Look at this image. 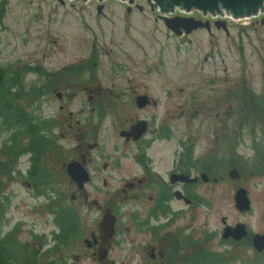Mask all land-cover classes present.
<instances>
[{
    "label": "rangeland",
    "instance_id": "rangeland-1",
    "mask_svg": "<svg viewBox=\"0 0 264 264\" xmlns=\"http://www.w3.org/2000/svg\"><path fill=\"white\" fill-rule=\"evenodd\" d=\"M0 1L5 4L0 23V65L16 69L34 67L35 71L24 75V83L33 92L44 86V96L34 103L35 113L55 119L56 142L52 145L50 164L58 180L56 186L64 190L62 201L78 194L74 206L83 232L60 252L70 264H103L84 243V238L96 230L100 212L89 201L106 200L95 189L97 185L127 188L125 178L129 180L138 169L133 163V146L119 135L121 121L129 119L123 115L129 113L151 118L153 128L160 121L174 131L172 139H158L155 145L162 168L171 166L172 153L177 141H181L194 147L195 165L200 167L197 173L206 171L211 179L200 181L195 188L206 202L194 210L182 209L161 230V236L170 237V243L138 229L131 221L136 209H146L142 199L122 201L117 244L111 247V259L104 263L183 264V256L190 255L196 256L192 264H203V253L209 250L214 254L212 259L221 260L222 264H253L257 259L264 264V252L258 253L247 241L236 242L221 236L222 217L229 225L243 222L249 231L264 233V149L260 152L263 154H258V147H264V116L255 117L248 112L249 122L241 119L246 114L245 84L264 106V23L229 19V35L215 28L211 34L197 30L179 39L167 30L156 8L148 9L150 5L145 0H133L143 10L132 3L134 8L129 14L126 10L131 3L126 0ZM100 4L103 14L97 16ZM179 10L173 8L169 14L189 15ZM67 64H85L86 68L75 77L65 72ZM58 92L62 93L61 98ZM143 93L151 99L158 98L160 105L138 109L134 95ZM90 94L94 102L89 101ZM92 106L102 110L106 117L91 114ZM85 123L88 130L96 132L98 142L92 150L91 167L97 164L100 168L104 162L111 166L95 173L94 181L87 186L89 203L65 168L68 160L81 150L80 130ZM6 137L7 133H0V147ZM92 141L88 139L89 143ZM232 164L240 166L239 179L228 176L234 168ZM28 165L27 154L17 158L13 174L2 184V194L8 195L9 205L1 229L4 233L21 222L23 228L20 227L17 237L20 241L32 240V230L45 232V250L53 244L51 233L56 230L46 206L52 208L59 199L46 202L41 196H33L26 178L18 172L20 169L25 173ZM104 178L108 185H104ZM238 186L248 190L250 211L241 212L235 207ZM122 198L120 193L117 201ZM176 237H181L179 244L171 246ZM155 246L164 248L160 263L158 256L156 260L149 256L150 248ZM169 251L172 256H181L180 260L171 259ZM45 255L50 257L49 253Z\"/></svg>",
    "mask_w": 264,
    "mask_h": 264
},
{
    "label": "flooded vegetation",
    "instance_id": "flooded-vegetation-1",
    "mask_svg": "<svg viewBox=\"0 0 264 264\" xmlns=\"http://www.w3.org/2000/svg\"><path fill=\"white\" fill-rule=\"evenodd\" d=\"M134 7L138 8L139 10H143V7L139 5L137 2L133 3ZM131 6H127L128 14L133 11ZM160 16V15H159ZM210 34L212 33L209 31ZM84 66V65H83ZM146 94V93H143ZM141 94H135V104L138 109L145 110L150 106H158L160 105V100L158 98L151 99L150 101L144 104L143 106H139L137 104V98ZM62 96V95H61ZM170 96H166V98H169ZM93 94H90L89 101H93ZM94 102V101H93ZM91 102V103H93ZM90 103V104H91ZM90 113L98 118H105L106 115L102 110H97L95 107L92 106V110H90ZM123 117H128L129 119L121 121L122 127L119 129V132L123 129H129L134 123L138 122L141 119H147L148 121V130L143 136H141L138 140H133L132 138L128 139L125 136H121L122 140L128 144L132 145L134 148V152L132 154L133 157V163L138 168L136 173L132 174L130 176V179L125 178L126 180V187H120V189H117V187L114 188H108L103 187L101 185H97L95 189H98L101 194H104L106 200L102 203L100 199H90V204L97 205L100 209V212L96 218V230L91 231L89 237L84 238V243L86 247L91 251L92 256H96L98 259L99 257V251L102 250L101 246H105L108 249V256L107 259L110 258V250L111 247L117 244L118 235H119V229L121 225V202L126 200L127 198L131 199H142L144 201V205H146V209L143 208V212H141L140 209H136L134 213H132L131 221L136 225L138 229H141L143 231H148L153 236H158V238H164L167 239V241L170 243V237L161 236V230L165 227L166 224L171 223L173 220L176 219L177 216L182 212V209L189 211L194 210L198 205L201 204L199 201V197L195 191L196 185H198L199 181L196 182H184L179 181L178 179L173 180V178H177V174H186L191 176L198 175L197 168H196V159L194 157H191L190 163L189 162V151L185 148L187 147V143H181L177 141L176 143V149L175 152L172 153L171 158V166L167 169L162 168V161L158 164L159 158L156 157L157 154V147H155L156 142L158 139H164L165 141H168L174 137V131H172L170 128L167 130H164L165 128L162 127V123L159 121L156 126H153V121L149 117H134L132 114L123 115ZM71 118V115H70ZM79 123V121H78ZM164 131L167 133L165 136ZM80 137H79V148L81 149L75 158L80 160L86 170L88 171L90 175V180L86 182L84 188L77 189L79 192H81L83 195V199L85 202H88V192H87V186L92 184V181L95 179V173H99L100 170L106 171L111 168V166L104 162L102 163V166L99 168L96 164V167H91L90 165V158L92 154V150L95 149V147L98 146V142L96 141L97 135L95 131L88 130V125L85 123L81 130H80ZM88 139H93L92 142H88ZM83 141L82 143H80ZM51 151L52 148H48L45 150V152L40 157V163L41 167L39 169V173H41L42 167L44 166V175L47 177H52L54 180V184H57V177L54 176V169H52L50 164L51 159ZM78 156V157H77ZM29 159V165L25 171V173H22L26 178V184L28 188L32 190V194L34 197H43L45 201H49V199H53L54 192L52 191L49 193L50 187H44V191L38 192L33 179L29 177L30 174V168L32 167V160H31V154H28ZM69 161V160H68ZM116 162V161H115ZM117 167H119V163H115ZM21 173V170H20ZM36 175L35 169H34V175ZM41 175V174H40ZM43 175V176H44ZM74 185L77 184L72 182ZM104 185H108L107 179H103ZM64 196V190L61 188ZM180 192V194H178ZM120 193H123V198L120 199V202L117 201V197ZM71 198L73 200H76L78 198V194L74 193L72 194ZM93 204H92V203ZM183 205V207H182ZM47 211L51 215V224L54 222V216L52 213V209L49 208L47 205ZM79 209V208H78ZM109 210L112 214L116 216V231L114 234L113 240L111 242L105 244L103 242L101 231L98 227L99 222L101 221L103 215L105 212ZM20 223V227L22 226V223ZM81 231L83 232L81 222H80ZM23 228V226H22ZM127 230H129V227H126ZM32 240H30V243H33L34 245H37L38 242H44L45 239H47V233L45 232H35L32 230ZM260 233V232H258ZM53 236V231L51 233ZM181 239V237H176L175 240L171 243V246L175 244H179L178 241ZM90 243V244H88ZM164 248L161 246L158 247H152L149 251V256L152 260H156L157 256L159 257L157 259L158 263L161 262V258L164 256ZM264 252V250L262 251ZM261 252V253H262ZM173 253L169 251V257L172 256ZM181 256H177V253L171 257V259L180 260ZM184 262L183 264H192V260L196 258V256L190 257V255H184ZM76 259V258H75ZM105 260V261H106ZM104 261V262H105ZM165 262V260H164ZM105 264V263H103Z\"/></svg>",
    "mask_w": 264,
    "mask_h": 264
},
{
    "label": "trees",
    "instance_id": "trees-1",
    "mask_svg": "<svg viewBox=\"0 0 264 264\" xmlns=\"http://www.w3.org/2000/svg\"><path fill=\"white\" fill-rule=\"evenodd\" d=\"M4 1H0V23L5 11ZM75 69V72H79ZM35 71L34 67L26 65L25 68L16 69L15 66L0 65V133H7V137L0 147V154L3 159L0 161V264H70L68 258L64 255H57L62 247H68L75 242L80 235V219L72 206V202L62 201L63 192L61 188L56 189V184L52 177L44 175L45 167H41L40 157L49 148L51 144L56 142L55 121L52 123L50 119H44L37 115L32 105L36 98L42 94L45 89L40 86L38 90L33 92L24 83V75L28 72ZM44 85V84H43ZM246 85V84H245ZM244 85L246 97L244 100L245 116L241 119H246V123L253 116H264V106L258 102L253 94ZM264 147H258V154ZM29 151L31 153L32 167L30 176L33 179L34 185L38 192L44 191V187H50L49 193H55L57 197L56 205L52 208L54 214V222L58 227V232L54 233L55 245L48 247L42 251L41 244L36 247L30 244H23L14 236V231H9L2 234L1 223L5 218V213L8 209V199L2 194L4 174H11L15 162L22 152ZM189 151V162L192 157V148ZM236 159V158H234ZM207 162H205V167ZM234 166V164H232ZM234 167L240 170V166ZM34 169L36 175H34ZM198 169L200 167L198 166ZM41 174V175H40ZM44 175V176H43ZM49 253V258H45V254ZM204 263L220 264L219 260H213L214 254L209 250H205L202 256ZM209 261V263H206ZM253 264H261V259L255 260Z\"/></svg>",
    "mask_w": 264,
    "mask_h": 264
},
{
    "label": "water",
    "instance_id": "water-1",
    "mask_svg": "<svg viewBox=\"0 0 264 264\" xmlns=\"http://www.w3.org/2000/svg\"><path fill=\"white\" fill-rule=\"evenodd\" d=\"M86 1V0H83ZM101 1V0H100ZM124 1V0H122ZM127 2H132L133 0H126ZM147 2L151 3L154 1V6L151 5V8L154 7L156 9L161 7V10L173 11L174 6H182L186 9H198L201 10L204 13L207 12H214V11H220V8H223L227 10L229 13H231L234 17L238 16H245V15H251L258 11V9L262 6L264 0H146ZM131 3V4H132ZM156 3L159 5H156ZM180 9V7H178ZM182 10V8L180 9ZM99 11L100 8H99ZM152 11V10H151ZM166 25L176 32L177 34L181 35L182 30H184L186 33H190L195 29L206 27L207 29H210V23L208 20L202 21L198 20L195 17H183V16H174V17H163ZM262 23H264V18L261 20ZM216 26L221 27L228 31L225 21H216ZM182 31V32H181ZM147 102L146 96H140L139 97V103L142 105ZM146 130V122L141 121L134 125V127L131 128V131H123L122 134L128 133L129 136L133 135L134 138H138L144 131ZM67 172L71 176L72 180L76 181L79 185V187H82L84 182L89 180V175L87 171L85 170L84 166L79 161H71L67 164ZM231 178H238L239 172L236 169H232L229 172ZM201 177L207 181L208 176L207 174L203 173ZM179 178H182L183 180L187 181H195L197 178H188L186 175H181ZM235 201H236V207L241 210L245 211L250 208V199L247 195V190L243 187H240L236 190L235 194ZM223 222H225V218L222 219ZM99 228L103 233V240L105 243L108 242V240H111L113 238L114 230H115V217L110 214L109 212L105 213L102 221L99 223ZM247 230L245 228V224L239 223L235 227L226 226L223 231V237L228 238L229 236H232L234 239H241L244 236H246ZM253 244L256 249L259 251L263 250L264 248V235L256 234L253 237ZM107 255V249L102 248L100 251V260H104V258Z\"/></svg>",
    "mask_w": 264,
    "mask_h": 264
}]
</instances>
